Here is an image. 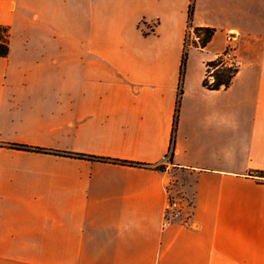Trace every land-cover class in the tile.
Instances as JSON below:
<instances>
[{"label":"crops","instance_id":"1","mask_svg":"<svg viewBox=\"0 0 264 264\" xmlns=\"http://www.w3.org/2000/svg\"><path fill=\"white\" fill-rule=\"evenodd\" d=\"M190 1L0 0V264H264V0H195L181 81Z\"/></svg>","mask_w":264,"mask_h":264},{"label":"built area","instance_id":"2","mask_svg":"<svg viewBox=\"0 0 264 264\" xmlns=\"http://www.w3.org/2000/svg\"><path fill=\"white\" fill-rule=\"evenodd\" d=\"M200 41V35L196 31L195 26L189 23L185 34V50H189L194 46L202 47ZM212 62H215L216 65H213ZM243 64L244 61L237 46V38L234 33L229 32L227 33L226 47L222 51L216 53L215 56L207 63V79L210 83H212L214 81L216 70L220 68H228L232 70V73H237L242 68ZM170 157L171 152H169V155L165 159L167 163H169ZM171 183L172 182L169 181V203L165 211L164 226L169 225L176 220L182 219L187 206L182 198L174 195ZM190 225H192V223Z\"/></svg>","mask_w":264,"mask_h":264},{"label":"trees","instance_id":"3","mask_svg":"<svg viewBox=\"0 0 264 264\" xmlns=\"http://www.w3.org/2000/svg\"><path fill=\"white\" fill-rule=\"evenodd\" d=\"M194 10H195V0H191L189 4V21L191 24H192V19L194 15ZM195 28L198 34L200 35V39H201L200 42L202 46H205L211 40V38L213 37L215 33V29L211 27L197 26ZM11 35L12 33H11L10 25L0 23V56L4 57L9 54L10 48H11ZM187 56H188V50H185L183 53L182 64H181V81H183V77H184L185 67L187 63ZM212 64L216 65L215 62H212ZM234 75L235 73H232V70L228 68H220V69H217L215 72L214 81L210 83L208 80H206V84L210 88H220L221 86L226 87L231 84ZM181 93H182V88L179 89L178 106L180 104ZM178 109L179 108L177 107V111ZM177 120H178V114H176V118H175V130L177 126ZM10 145L19 147V148L40 151V152H54L57 154H70L71 153L67 151L52 150V149H47L44 147L29 146V145L18 144V143H12ZM174 146H175V135L173 136L172 144H171L172 153H173ZM76 155L81 156V157H91L93 159H99V160H112L106 157L88 156L86 154H81V153L76 154ZM171 158H172V155H171ZM131 163L137 164V165H143V166L151 165L149 163H144V162H131ZM155 166L161 169L165 168V166L163 165H155ZM257 172L264 176V171H257Z\"/></svg>","mask_w":264,"mask_h":264},{"label":"rangeland","instance_id":"4","mask_svg":"<svg viewBox=\"0 0 264 264\" xmlns=\"http://www.w3.org/2000/svg\"><path fill=\"white\" fill-rule=\"evenodd\" d=\"M208 80V79H207ZM172 149V148H171ZM169 152H171V155H172V151L170 150ZM168 155H169V153H168ZM170 159H171V157H170ZM172 182V181H171ZM171 185H172V187H174L173 186V183H171ZM173 193H174V195H177L178 197H180V198H182L184 201H185V199L183 198V197H181L179 194H178V192L177 191H174V188H173ZM185 203H186V201H185ZM186 205L188 206V204L186 203ZM187 206H186V208H187ZM186 210V209H185ZM185 212V211H184ZM181 220H183V222L186 224V225H188V226H193V223H192V225H190L191 224V222H190V216H188V217H183ZM185 220H188V221H185ZM177 221V220H176Z\"/></svg>","mask_w":264,"mask_h":264}]
</instances>
